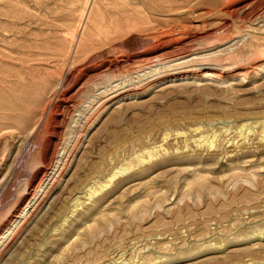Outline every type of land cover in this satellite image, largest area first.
Wrapping results in <instances>:
<instances>
[{
  "label": "rangeland",
  "instance_id": "1",
  "mask_svg": "<svg viewBox=\"0 0 264 264\" xmlns=\"http://www.w3.org/2000/svg\"><path fill=\"white\" fill-rule=\"evenodd\" d=\"M0 264H264V0H0Z\"/></svg>",
  "mask_w": 264,
  "mask_h": 264
},
{
  "label": "bare ground",
  "instance_id": "2",
  "mask_svg": "<svg viewBox=\"0 0 264 264\" xmlns=\"http://www.w3.org/2000/svg\"><path fill=\"white\" fill-rule=\"evenodd\" d=\"M81 40V39H80ZM206 74L207 75H215V73H213V71L212 72H208V71H206Z\"/></svg>",
  "mask_w": 264,
  "mask_h": 264
}]
</instances>
